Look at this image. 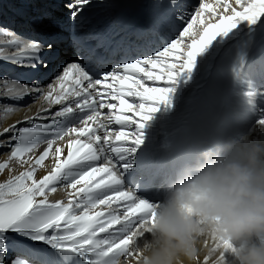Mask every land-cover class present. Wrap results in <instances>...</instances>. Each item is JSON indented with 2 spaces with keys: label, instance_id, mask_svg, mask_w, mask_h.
I'll use <instances>...</instances> for the list:
<instances>
[{
  "label": "snow or ice",
  "instance_id": "6c2138e0",
  "mask_svg": "<svg viewBox=\"0 0 264 264\" xmlns=\"http://www.w3.org/2000/svg\"><path fill=\"white\" fill-rule=\"evenodd\" d=\"M167 4L171 35L161 48L101 73L65 62L55 17L48 19L53 31L39 38L0 26V62L34 74L9 78L0 65V123L38 104L32 115L0 127V149H7L0 152V175L7 173L0 180V264H121L122 258L138 264L158 205L126 188L124 176L145 122L170 102L177 79L215 40L233 39L246 26L249 37L264 43V0H194L190 10L183 0ZM89 5L65 0L64 7L76 19ZM46 162L51 167L38 177ZM61 188L66 198L51 199ZM210 239L198 264H228L230 242Z\"/></svg>",
  "mask_w": 264,
  "mask_h": 264
},
{
  "label": "bare ground",
  "instance_id": "6f19581e",
  "mask_svg": "<svg viewBox=\"0 0 264 264\" xmlns=\"http://www.w3.org/2000/svg\"><path fill=\"white\" fill-rule=\"evenodd\" d=\"M183 3L189 6L185 10H190L194 0H183ZM64 4L65 0H0V26L7 27L25 38H39L45 32L53 31L48 27V19L55 17L62 23L60 46L64 52L65 62L82 61L88 68L93 63V59L86 60L83 57L86 46L81 43L83 35L92 34L87 36L91 41L95 40L96 35L103 33L112 32V37L118 36L119 33L116 32L114 26L116 24L114 16L122 10L131 11L132 15H142L151 27L149 37L146 35L139 42L130 41L133 48L144 47L146 49L144 53L150 54L153 49H160L164 38L171 35L167 21L171 16L172 9L168 7L167 0H90V5L85 6L83 14L76 19H72L66 14ZM172 31L174 32L175 29ZM246 35L245 26L233 39L219 38L215 40L197 57L191 72H186L177 79L173 86L174 91L170 95V102L157 106L158 110L151 114V119L145 122V127L141 130L143 143L127 157L126 162L131 167L126 170L124 176L126 188L132 187L129 184L130 179H135L136 175L140 174L142 168L147 165L151 146H158L160 133L170 130L174 134L181 128L189 127L199 114L206 111L207 107L203 105L204 94L210 82L217 74L220 65ZM121 38L124 37L121 36ZM142 54H139V58ZM0 65L3 66L4 72L9 78L20 77L27 80L34 75L23 70L18 71L7 62H0ZM241 66L243 68L235 85L234 104H230L233 126L232 129L227 130L228 133L223 139L239 138L244 135L264 137V123H262L264 121V43L259 40L254 42L245 59H242ZM58 68L59 65L50 68L47 73L41 74L42 78L47 79ZM157 86H164L163 82H158ZM130 102L138 103L139 101L130 98ZM28 103L31 104V101L29 100ZM37 107L38 104L33 105L30 111L28 108H22L20 112L0 123V127L7 126L8 123L25 114L32 115ZM112 128L119 130V126L116 125H113ZM130 131H135V127L133 126ZM0 152H7V149H0ZM2 158L0 156V159ZM113 160L116 162L117 158L113 156ZM46 165L45 169L38 171V177L45 174L51 167L49 162H46ZM16 170L20 171L21 169L16 167ZM6 177L7 173L0 175V180ZM50 198L53 200L66 198V193L61 188ZM163 199H159L155 203ZM207 239L209 247H211L210 237ZM203 241L204 239L199 245L201 257L208 252V248L203 246ZM18 254L23 256L26 255V252L21 248L18 250ZM230 258L229 254L228 260ZM121 264H124L123 258ZM129 264H135V261L131 260Z\"/></svg>",
  "mask_w": 264,
  "mask_h": 264
},
{
  "label": "clouds",
  "instance_id": "9594fccd",
  "mask_svg": "<svg viewBox=\"0 0 264 264\" xmlns=\"http://www.w3.org/2000/svg\"><path fill=\"white\" fill-rule=\"evenodd\" d=\"M138 264H198L200 243H229L228 264H264V137L202 147L156 203Z\"/></svg>",
  "mask_w": 264,
  "mask_h": 264
},
{
  "label": "rangeland",
  "instance_id": "374dc122",
  "mask_svg": "<svg viewBox=\"0 0 264 264\" xmlns=\"http://www.w3.org/2000/svg\"><path fill=\"white\" fill-rule=\"evenodd\" d=\"M21 255V254H20Z\"/></svg>",
  "mask_w": 264,
  "mask_h": 264
}]
</instances>
